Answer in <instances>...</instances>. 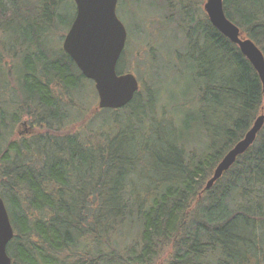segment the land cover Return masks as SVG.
<instances>
[{
	"label": "trees",
	"instance_id": "1",
	"mask_svg": "<svg viewBox=\"0 0 264 264\" xmlns=\"http://www.w3.org/2000/svg\"><path fill=\"white\" fill-rule=\"evenodd\" d=\"M166 3L183 35L166 56L188 82L183 106L170 112L138 81L127 107L89 118L76 99L93 83L62 47L50 49L72 25L73 0H0V197L12 264H158L166 255V264H264V126L205 191L264 117V87L212 27L205 0ZM223 6L264 56V0ZM117 73L132 74L124 56ZM25 118L35 134H16Z\"/></svg>",
	"mask_w": 264,
	"mask_h": 264
},
{
	"label": "water",
	"instance_id": "2",
	"mask_svg": "<svg viewBox=\"0 0 264 264\" xmlns=\"http://www.w3.org/2000/svg\"><path fill=\"white\" fill-rule=\"evenodd\" d=\"M119 0H73L76 15L66 34L62 49L82 76L93 83L98 110L117 111L127 107L139 91L134 74L117 73L128 33L117 16ZM203 10L213 28L236 45L254 68L264 87V56L225 15L223 0H205ZM264 126V117L254 122L244 138L219 163L205 190L209 191L254 145ZM14 238L7 209L0 198V264H12L7 246Z\"/></svg>",
	"mask_w": 264,
	"mask_h": 264
},
{
	"label": "rangeland",
	"instance_id": "3",
	"mask_svg": "<svg viewBox=\"0 0 264 264\" xmlns=\"http://www.w3.org/2000/svg\"><path fill=\"white\" fill-rule=\"evenodd\" d=\"M173 3L176 4V2ZM167 5L166 3V6L163 7V0H119L117 16L128 32L124 51L126 68L143 85L146 81L148 83L150 81V85L152 84L160 92L161 102L166 104L169 111L172 112L173 109L183 106V89L188 88V82H186L182 67L176 65L180 70H173L166 64V56L170 55V48L179 49V40L183 36L178 30V13H173L171 21L169 19L171 12L167 9ZM67 33L62 34L63 38L54 36L50 49L54 51L61 49ZM146 41L149 44L145 43ZM174 63L175 61L172 60L170 65H175ZM148 67H150V71L147 73ZM137 70L139 74L136 73ZM93 89L89 84H85V90L78 94L76 99L80 105L83 102L88 103L86 105L88 111H86L89 118L93 111H99L98 98L97 95H94ZM68 128L72 129L73 126ZM30 130V120L25 118L17 125L16 134L22 132L23 136H28L37 131V129ZM167 259L168 255L163 256L158 264H166Z\"/></svg>",
	"mask_w": 264,
	"mask_h": 264
},
{
	"label": "bare ground",
	"instance_id": "4",
	"mask_svg": "<svg viewBox=\"0 0 264 264\" xmlns=\"http://www.w3.org/2000/svg\"><path fill=\"white\" fill-rule=\"evenodd\" d=\"M125 51V50H124ZM123 55H124V52H123Z\"/></svg>",
	"mask_w": 264,
	"mask_h": 264
}]
</instances>
